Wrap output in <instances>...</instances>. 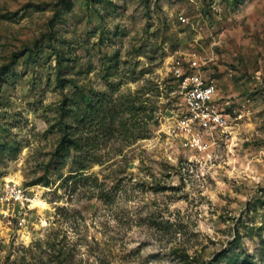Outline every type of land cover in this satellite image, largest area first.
I'll use <instances>...</instances> for the list:
<instances>
[{"label":"rangeland","instance_id":"obj_1","mask_svg":"<svg viewBox=\"0 0 264 264\" xmlns=\"http://www.w3.org/2000/svg\"><path fill=\"white\" fill-rule=\"evenodd\" d=\"M190 56L232 124L202 150L170 128ZM89 96L125 116L55 160ZM10 179L32 201L1 200L0 264H264V0H0V199Z\"/></svg>","mask_w":264,"mask_h":264},{"label":"built area","instance_id":"obj_2","mask_svg":"<svg viewBox=\"0 0 264 264\" xmlns=\"http://www.w3.org/2000/svg\"><path fill=\"white\" fill-rule=\"evenodd\" d=\"M180 18L187 21L186 16L181 15ZM172 74L175 86L170 93L181 102L171 131L184 137V144L190 150L206 149L229 135L232 124L226 102H220L219 86L214 78L204 74L198 58L175 59ZM1 200L19 205L24 213H28L26 208L30 207L32 198L24 185L10 179L5 184Z\"/></svg>","mask_w":264,"mask_h":264},{"label":"trees","instance_id":"obj_3","mask_svg":"<svg viewBox=\"0 0 264 264\" xmlns=\"http://www.w3.org/2000/svg\"><path fill=\"white\" fill-rule=\"evenodd\" d=\"M159 95H160V93H159ZM86 101L87 102L83 108L81 121L79 123L76 122L77 126H73V124H67V123L64 124L65 132H64L63 138L59 144V148L54 153L55 160L65 161L66 157L70 155L72 148L82 149L84 143H86L87 145L90 143L88 136L86 134L85 135L83 134V131L81 129L82 125L85 128H86V125H89V127H90L94 124V122L96 120H98V121H100L99 122L100 125L103 127L104 122L108 118H111L110 124H113L115 122L116 118L122 120V118L125 116V110L123 109V104L121 105L119 103L118 104L115 103L112 106H104L102 100H101V102L94 104V103H92V98L90 96L86 98ZM139 109L140 108H138V110ZM142 111H143V115H142L143 118L141 119V123H142L141 125L143 126V130L146 132L147 126L149 124V120L152 118V115L151 116L147 115L146 107H144V110H142ZM81 123H82V125H81ZM138 123L140 125L139 120H138ZM86 129H88V128H86ZM81 157H83V155ZM89 159L90 158H87V161ZM87 167H88V165L83 163L77 170H72V171H78L79 169L84 170Z\"/></svg>","mask_w":264,"mask_h":264},{"label":"bare ground","instance_id":"obj_4","mask_svg":"<svg viewBox=\"0 0 264 264\" xmlns=\"http://www.w3.org/2000/svg\"><path fill=\"white\" fill-rule=\"evenodd\" d=\"M18 178H20V177L18 176ZM34 201H35V204L41 208H46L48 206V204L46 202L40 200V198H35Z\"/></svg>","mask_w":264,"mask_h":264}]
</instances>
